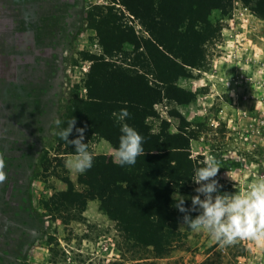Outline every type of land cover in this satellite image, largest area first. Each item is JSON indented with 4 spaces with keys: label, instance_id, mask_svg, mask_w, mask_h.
Listing matches in <instances>:
<instances>
[{
    "label": "trees",
    "instance_id": "trees-1",
    "mask_svg": "<svg viewBox=\"0 0 264 264\" xmlns=\"http://www.w3.org/2000/svg\"><path fill=\"white\" fill-rule=\"evenodd\" d=\"M233 1L264 19V0H111L113 5L87 13L88 28L95 32L101 54L81 53L91 62L83 78L85 92L74 96L57 127L56 149L74 154L75 146L57 135L71 119L75 126L69 141L78 138L76 129L82 128L83 143L103 139L117 148L120 124L112 113L127 108L130 116L124 122L143 137L145 153L131 166H120L106 154H93L92 167L78 176L79 189L67 176L54 173L66 188L40 202L47 216L64 225L80 222L88 203L96 201L98 210L115 224L121 256L134 264H158L157 260L167 258L183 242L186 233L178 228L183 216L199 212L178 211L173 207V193L187 195L184 206L190 208V197L198 195L194 189L199 186L191 178L194 169L204 164L191 157L188 124L176 109L170 111L180 122L176 133L169 132L166 120H160L159 129L154 130L151 120L159 119L155 106L164 99L180 103L177 94L170 96L171 90L178 80L191 76L190 69L205 57V43L217 36L212 12L227 14ZM116 3L123 5L128 15L117 10ZM58 162L63 166L61 159ZM40 166L41 176L46 177L49 164L45 153ZM185 227L186 232L191 231ZM221 262L218 254L200 264Z\"/></svg>",
    "mask_w": 264,
    "mask_h": 264
},
{
    "label": "rangeland",
    "instance_id": "rangeland-1",
    "mask_svg": "<svg viewBox=\"0 0 264 264\" xmlns=\"http://www.w3.org/2000/svg\"><path fill=\"white\" fill-rule=\"evenodd\" d=\"M62 1L68 7L64 14L69 27L59 69L60 84L55 91L58 111L53 117L43 115L44 126L49 128L36 139L44 149L39 165L34 162L31 166L32 180L17 185L16 214L0 215L6 225V236L0 240V264H134L121 256L115 224L98 210L96 201L88 203L84 220L68 225L51 219L40 205L53 192L66 188L54 173L67 176L80 188V173L67 165L73 155L64 153V148L56 149L58 126L54 120H62L74 96L85 92L82 83L91 62L81 53L101 54L95 32L88 28L87 13L113 5L111 0ZM115 7L128 15L123 5L116 3ZM41 18L43 27L46 14ZM210 19L219 29L217 36L205 43V57L190 69L191 76L178 80L171 90L170 96L177 94L180 103L164 99L155 106L159 119L151 120V124L158 130L160 120H166L169 132H178L179 119L170 115L176 109L188 124L185 129L191 136V157L202 163L212 154L220 161L222 167L214 177L220 185L218 193H243L251 182L264 179V19L256 18L236 1L227 14L213 11ZM133 25L140 31L136 22ZM36 143L28 148L35 150ZM89 147L92 154H106L115 160L113 148L105 140L89 143ZM44 153L49 164L46 177L41 176L40 166ZM178 228L186 238L167 258L157 260L158 264H200L218 254L221 264H264V244L241 238L225 246L205 231L186 232L181 223Z\"/></svg>",
    "mask_w": 264,
    "mask_h": 264
},
{
    "label": "crops",
    "instance_id": "crops-1",
    "mask_svg": "<svg viewBox=\"0 0 264 264\" xmlns=\"http://www.w3.org/2000/svg\"><path fill=\"white\" fill-rule=\"evenodd\" d=\"M66 6L62 0H0V156L5 162L0 215L16 214L17 185L32 180L31 166L39 165L44 149L36 139L49 128L43 115L58 111L55 91L69 27ZM34 141L37 148L29 149ZM5 226L0 219V240Z\"/></svg>",
    "mask_w": 264,
    "mask_h": 264
},
{
    "label": "clouds",
    "instance_id": "clouds-1",
    "mask_svg": "<svg viewBox=\"0 0 264 264\" xmlns=\"http://www.w3.org/2000/svg\"><path fill=\"white\" fill-rule=\"evenodd\" d=\"M112 116L120 124L121 132L119 146L112 149L115 160L120 166L134 165L136 158L145 153L142 146L143 137L135 128L124 122L130 116L127 108H121L118 112L114 111ZM54 123L60 126L62 121L56 118ZM74 126L75 119L69 120L67 127L58 131L57 135L68 144L75 146L74 154L67 161V165L74 172L82 174L92 167L94 157L89 151L88 143L82 142L84 129L77 128L79 137L68 140ZM106 143L110 142L106 141ZM202 163L204 166L195 168L191 178L195 184L199 185L194 189L198 195L190 197L191 207L185 208V197L178 191L173 193V200H175L173 207L178 211L199 212L195 218L185 214L183 224L194 232H207L225 246L241 238L264 244V179L251 182L243 193H218L220 185L214 177L222 167L220 161L209 154L206 161ZM4 166V159L0 156V182L5 179ZM200 194L203 195V199Z\"/></svg>",
    "mask_w": 264,
    "mask_h": 264
}]
</instances>
